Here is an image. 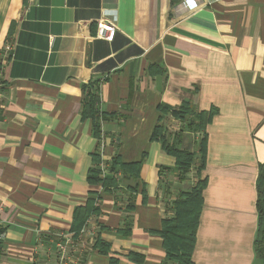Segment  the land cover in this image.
Listing matches in <instances>:
<instances>
[{"label": "crops", "instance_id": "crops-1", "mask_svg": "<svg viewBox=\"0 0 264 264\" xmlns=\"http://www.w3.org/2000/svg\"><path fill=\"white\" fill-rule=\"evenodd\" d=\"M181 2L0 0V54L10 47L0 69V264H64L57 245L87 198L99 213L80 233V264H178L153 232L196 178H179L150 136L156 124L180 129L158 106L183 101L216 109L205 127L207 184L191 260L261 264L253 239L264 162V0ZM100 22L114 25L111 40ZM95 79L98 136L83 116V86ZM117 155H144L140 177L118 172L117 187L106 190L89 184V169L103 162L107 176ZM97 237L107 252L89 242Z\"/></svg>", "mask_w": 264, "mask_h": 264}, {"label": "trees", "instance_id": "trees-1", "mask_svg": "<svg viewBox=\"0 0 264 264\" xmlns=\"http://www.w3.org/2000/svg\"><path fill=\"white\" fill-rule=\"evenodd\" d=\"M83 91L86 94L83 116L92 120L93 133L98 136L99 122L104 118V114H99L97 108L99 102L98 80L87 82L83 86ZM158 110L160 118L169 114L181 123V127L173 133H168L162 124H156L150 139L159 141L161 149L174 158L173 166L179 171V178L192 171V173L195 172L196 181L187 190L178 193L172 203V214L164 217L161 221V228L153 233L161 238L167 260H173L178 264H193L191 255L203 202L202 191L207 184L206 178L200 177L206 163L207 135L205 127L211 121L216 109L197 111L190 102L183 101L170 108L159 105ZM195 133H199V139L196 142L194 139L192 140V134ZM186 137H190V141L188 139L185 143ZM193 147L196 150H193ZM143 157L139 161L123 162L117 155L110 161V174L100 177L99 168L91 167L87 174V181L89 184L100 183L106 190L109 186L117 187L118 172L121 174L122 180H135L140 177ZM93 160L96 165L100 162V158L96 155L93 156ZM162 167L170 168V166ZM133 186L130 187L133 188ZM255 187L257 220L253 251L254 257L264 264V162L259 164ZM98 213L99 208L93 198H87L83 204L75 206L70 225L72 237L77 238L87 219ZM93 248L99 252H107L109 244L97 237Z\"/></svg>", "mask_w": 264, "mask_h": 264}, {"label": "built area", "instance_id": "built-area-1", "mask_svg": "<svg viewBox=\"0 0 264 264\" xmlns=\"http://www.w3.org/2000/svg\"><path fill=\"white\" fill-rule=\"evenodd\" d=\"M197 4V0H182L181 5L186 8H194ZM98 29L101 33V36L107 40H111L113 37V34L115 32L114 25L107 23V22H100L98 25ZM10 50L9 45H5L3 47V50L0 54V69L1 66L4 64L8 51ZM1 82V81H0ZM105 164L103 162L100 163L99 170L101 177H104L105 175ZM82 231V230H81ZM80 231V233H81ZM2 234L0 230V240H1ZM89 242L91 244H94V239H89ZM58 249V257L59 262H64V264H68L69 262H73V264H80L81 258L77 257L75 255L76 252L84 251L86 250L85 242L81 240L80 234L77 238H74L71 236H66L63 239H61L57 245Z\"/></svg>", "mask_w": 264, "mask_h": 264}, {"label": "rangeland", "instance_id": "rangeland-1", "mask_svg": "<svg viewBox=\"0 0 264 264\" xmlns=\"http://www.w3.org/2000/svg\"><path fill=\"white\" fill-rule=\"evenodd\" d=\"M194 173H195V172H193V173L191 174L190 179H192V178L195 179V178H196V176L194 175Z\"/></svg>", "mask_w": 264, "mask_h": 264}]
</instances>
